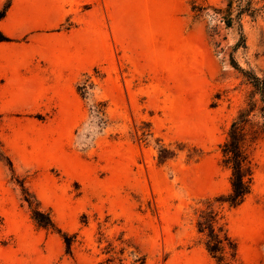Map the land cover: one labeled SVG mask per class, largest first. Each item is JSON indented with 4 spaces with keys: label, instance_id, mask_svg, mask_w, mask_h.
<instances>
[{
    "label": "rangeland",
    "instance_id": "1",
    "mask_svg": "<svg viewBox=\"0 0 264 264\" xmlns=\"http://www.w3.org/2000/svg\"><path fill=\"white\" fill-rule=\"evenodd\" d=\"M79 22L94 62L78 101L0 112V264H215L196 230L207 201L238 264H264L258 113L250 192L214 202L230 190L219 145L251 91L234 63L264 76V0H70L64 27Z\"/></svg>",
    "mask_w": 264,
    "mask_h": 264
},
{
    "label": "crops",
    "instance_id": "2",
    "mask_svg": "<svg viewBox=\"0 0 264 264\" xmlns=\"http://www.w3.org/2000/svg\"><path fill=\"white\" fill-rule=\"evenodd\" d=\"M70 0H11L0 30V112L32 113L78 101L77 82L94 62L82 23L64 27ZM12 155V154H11Z\"/></svg>",
    "mask_w": 264,
    "mask_h": 264
},
{
    "label": "trees",
    "instance_id": "3",
    "mask_svg": "<svg viewBox=\"0 0 264 264\" xmlns=\"http://www.w3.org/2000/svg\"><path fill=\"white\" fill-rule=\"evenodd\" d=\"M9 3L0 11V19L4 17ZM225 24L230 26L233 17L230 13L231 4L225 9ZM239 11L236 17L239 19ZM10 37L0 30V42L9 41ZM242 76L251 86V91L245 104L239 108L236 116L232 119L225 140L219 145L221 153V165L230 171V190L227 194H221L214 198L219 206L227 204L229 207H236L241 204L245 196L250 192L252 185L253 167L247 145L255 138L257 131L251 118L256 115L261 117L264 126V76H258L254 72L238 67ZM8 164L11 161L6 157ZM24 190V188H23ZM25 201L31 211L32 219L39 225L47 228H55L48 212L40 209L30 197L24 195ZM219 211L214 203L207 201L204 208L198 211L196 219V230L202 236V244L215 264H238L237 244L230 237L224 224L219 223ZM64 239L69 248L68 237Z\"/></svg>",
    "mask_w": 264,
    "mask_h": 264
}]
</instances>
